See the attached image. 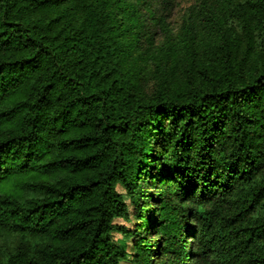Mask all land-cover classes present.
<instances>
[{"label": "trees", "instance_id": "16d2710c", "mask_svg": "<svg viewBox=\"0 0 264 264\" xmlns=\"http://www.w3.org/2000/svg\"><path fill=\"white\" fill-rule=\"evenodd\" d=\"M131 1L0 0V264H264V0L153 13L148 95ZM128 195L153 198L155 259L115 224Z\"/></svg>", "mask_w": 264, "mask_h": 264}, {"label": "rangeland", "instance_id": "374dc122", "mask_svg": "<svg viewBox=\"0 0 264 264\" xmlns=\"http://www.w3.org/2000/svg\"><path fill=\"white\" fill-rule=\"evenodd\" d=\"M198 0H148L147 5L144 6L142 2H140V11L143 17H145L146 27L141 29L139 27L140 35L139 42L136 43V47L130 49L129 46V38H124L125 46L127 48V54L125 58V67L134 78L138 81L142 91L145 94H152L156 91V80L154 77L155 68L158 64L153 61H149L151 54L161 57L158 54L157 45L164 39V36L157 30V26L154 22L149 21V17L153 13H157L159 16L164 15L166 17L167 22L170 23L172 27L177 30L183 23L188 9L193 6ZM133 4L136 0L131 1ZM155 32L154 41H150L149 37L152 33ZM140 186L139 192L142 194L144 190L143 178H140ZM147 190L150 192L153 191L152 186H147ZM121 191V188H119ZM125 201L128 205V217L127 218H119L115 220L116 225H122L127 230L137 229L138 235L143 237L146 242L152 246L154 259L157 258L155 256V252L157 251V241L160 240V236L155 235L151 228L152 221V207H153V198L149 200V204L146 202L144 204L145 199L136 201L133 203L131 201V196H126ZM149 230V231H148ZM122 234L119 231H114L112 234V238L117 241L122 238ZM187 242L191 243V237L188 233H186ZM16 238L10 237L2 241L3 248L7 250L14 245ZM131 241V239H130ZM2 246V245H1ZM128 252H134L131 246L127 247ZM192 260H189L187 264H192ZM120 264H132L128 260L122 261ZM153 264L156 263L154 260Z\"/></svg>", "mask_w": 264, "mask_h": 264}]
</instances>
